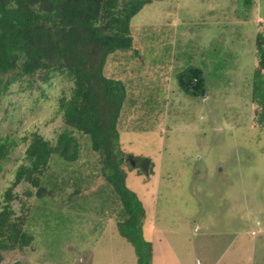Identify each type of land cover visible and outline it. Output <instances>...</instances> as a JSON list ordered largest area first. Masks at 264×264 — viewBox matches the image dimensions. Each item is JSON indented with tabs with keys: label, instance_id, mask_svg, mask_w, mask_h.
Here are the masks:
<instances>
[{
	"label": "rangeland",
	"instance_id": "374dc122",
	"mask_svg": "<svg viewBox=\"0 0 264 264\" xmlns=\"http://www.w3.org/2000/svg\"><path fill=\"white\" fill-rule=\"evenodd\" d=\"M161 2L131 18V49L107 59L103 70L138 94L123 102L117 130L120 149L138 156L122 164L125 186L154 215L153 236L162 243L153 252L151 245L148 263L264 264V128L251 100L264 0ZM161 9L170 15L163 19ZM169 63L166 83L161 73ZM190 64L204 70L205 99L176 83L174 73ZM71 87L66 76L31 86L24 78L0 97V137L13 142L0 171V202L32 134L56 143L66 126L60 98ZM75 136L77 158L52 154L42 174L52 195L37 197L24 181L12 188L13 215L25 219L32 241L4 252L0 264H138L119 232L120 199L100 156L89 135ZM145 215L141 235L149 242Z\"/></svg>",
	"mask_w": 264,
	"mask_h": 264
},
{
	"label": "trees",
	"instance_id": "16d2710c",
	"mask_svg": "<svg viewBox=\"0 0 264 264\" xmlns=\"http://www.w3.org/2000/svg\"><path fill=\"white\" fill-rule=\"evenodd\" d=\"M152 1L0 0V97L24 78L29 86L63 76L72 82L70 96L61 97L59 103L65 128L55 144L36 132L32 134L25 150V162L14 170L11 185L0 202V263L4 252L22 249L32 241L23 228L25 219L13 215L12 188L24 181L35 188V196L52 195L41 185L50 156L58 154L65 160H75L78 154L75 134H87L92 149L100 156L103 177L113 185L120 199L123 216L118 222L119 232L133 244L137 263L149 264L151 243L141 235L144 208L136 194L125 186L126 171L122 167L127 156L135 160L138 156L120 149L117 130L120 110L129 92L125 82L105 76L103 70L107 59L131 49L130 20ZM245 2L249 4L251 0ZM255 49L257 63L252 74L251 100L257 106L256 121L264 128V33L261 31L256 34ZM176 80L184 94L206 95V78L201 67L183 68L177 72ZM12 144L0 137V171ZM140 171L146 172L142 168Z\"/></svg>",
	"mask_w": 264,
	"mask_h": 264
},
{
	"label": "crops",
	"instance_id": "0c3cea01",
	"mask_svg": "<svg viewBox=\"0 0 264 264\" xmlns=\"http://www.w3.org/2000/svg\"><path fill=\"white\" fill-rule=\"evenodd\" d=\"M163 2H166V0H163ZM163 2H161V3H163ZM149 4V3H148ZM162 10V9H161ZM166 12V10H162L161 11V13H164V16H163V19L165 18V17H167V16H169L170 15V13H165ZM132 20H130V26L132 25V22H131ZM190 65H194V64H190ZM171 66V63H169L168 65H167V67L165 68V71L166 72H164L163 73V71H162V78H163V80H164V82H166L167 83V70H169V69H167L168 67H170ZM188 66V65H187ZM194 66H198V65H194ZM186 67V66H185ZM198 67H200V66H198ZM133 68H135L136 70H137V66L136 67H133ZM184 68V67H183ZM202 68V67H201ZM131 70H132V68H131ZM136 70H134V71H136ZM202 70H203V68H202ZM134 71H133V73H134ZM177 72H179V71H176V73ZM176 73H174V75H176ZM203 73H204V70H203ZM205 75V74H204ZM138 76V75H137ZM136 75H133V76H131L132 78L131 79H129L128 80V82H130V81H132L133 79H135V77H137ZM206 78V77H205ZM175 79H176V77H175ZM124 82V81H123ZM176 83H177V81H176ZM125 84H127V82H125ZM178 85V84H177ZM127 86V85H126ZM179 87V86H178ZM207 87V86H206ZM127 90H129L128 88H127ZM129 92V95H128V98H127V102H129V103H132V102H134V100L137 98V96H138V94H136L137 93V91H134L133 89H131V90H129L128 91ZM206 93H208V90H207V88H206ZM136 94V95H135ZM207 95V94H206ZM133 97H134V99H133ZM196 98H203V99H205L204 97H196ZM119 133V132H118ZM125 151V150H124ZM142 204H143V207H144V209H145V211H146V215H145V225H146V227L148 228V232H149V238H147V240H149V242L151 243V245H152V252H153V250H158V248L162 245V243L160 242L161 240H160V237H157L156 235H155V233H154V236H153V232H152V230H154V215H151L150 213H149V211H148V208L145 206V204H144V202H142ZM164 246V245H163ZM153 264V263H152Z\"/></svg>",
	"mask_w": 264,
	"mask_h": 264
},
{
	"label": "water",
	"instance_id": "95a60500",
	"mask_svg": "<svg viewBox=\"0 0 264 264\" xmlns=\"http://www.w3.org/2000/svg\"><path fill=\"white\" fill-rule=\"evenodd\" d=\"M147 163H148V161H144V163H143V169H145V166H146Z\"/></svg>",
	"mask_w": 264,
	"mask_h": 264
},
{
	"label": "flooded vegetation",
	"instance_id": "af4514ba",
	"mask_svg": "<svg viewBox=\"0 0 264 264\" xmlns=\"http://www.w3.org/2000/svg\"><path fill=\"white\" fill-rule=\"evenodd\" d=\"M132 164L134 165V164H136L134 161H132Z\"/></svg>",
	"mask_w": 264,
	"mask_h": 264
}]
</instances>
